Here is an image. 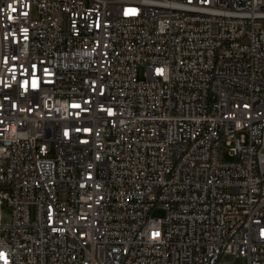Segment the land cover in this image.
Returning <instances> with one entry per match:
<instances>
[{
	"label": "built area",
	"instance_id": "2783aa9c",
	"mask_svg": "<svg viewBox=\"0 0 264 264\" xmlns=\"http://www.w3.org/2000/svg\"><path fill=\"white\" fill-rule=\"evenodd\" d=\"M0 254L264 264V0H0Z\"/></svg>",
	"mask_w": 264,
	"mask_h": 264
},
{
	"label": "rangeland",
	"instance_id": "374dc122",
	"mask_svg": "<svg viewBox=\"0 0 264 264\" xmlns=\"http://www.w3.org/2000/svg\"><path fill=\"white\" fill-rule=\"evenodd\" d=\"M146 70L144 67L139 68V78L141 80L145 79ZM225 158H227L225 156ZM11 211L10 209L4 205L2 208V219L3 223H8L10 221ZM151 216L153 218L163 219L165 217V211L162 206L158 205L151 211ZM221 263L228 264H248V259L244 257H236L235 255H224L221 259Z\"/></svg>",
	"mask_w": 264,
	"mask_h": 264
},
{
	"label": "snow or ice",
	"instance_id": "6c2138e0",
	"mask_svg": "<svg viewBox=\"0 0 264 264\" xmlns=\"http://www.w3.org/2000/svg\"><path fill=\"white\" fill-rule=\"evenodd\" d=\"M159 235V233H154V236H158ZM0 255H2V254H0Z\"/></svg>",
	"mask_w": 264,
	"mask_h": 264
}]
</instances>
